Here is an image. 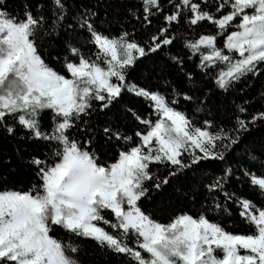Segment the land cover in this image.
I'll use <instances>...</instances> for the list:
<instances>
[{
    "label": "snow or ice",
    "instance_id": "snow-or-ice-1",
    "mask_svg": "<svg viewBox=\"0 0 264 264\" xmlns=\"http://www.w3.org/2000/svg\"><path fill=\"white\" fill-rule=\"evenodd\" d=\"M165 2L171 11L165 12ZM138 3V9H125L131 18L145 26L160 16L165 22L150 43L142 45L127 30L112 35L97 25L95 11L85 9L77 22L95 51L86 56L70 37L58 71L38 48L36 36L46 21L35 10L51 8L55 28L66 18L65 0H47L46 5L29 0L21 16L8 11L7 0H0V129L14 134L11 119L30 138L55 145L50 159L34 156L30 161L37 183L27 191H0V264H83V240L125 257L128 264H264V203L228 191L231 167L204 185L212 203L196 216L181 213L162 223L141 207L153 192L163 195L166 186L188 170L226 162L242 133L264 126V111L248 120L238 116L232 129L208 120L197 126L174 106L176 98L127 82L138 62L174 43L169 27L182 17L193 34L184 41L188 58L199 60L197 67L219 90L228 92L259 77L264 74V0ZM205 25L215 31H202ZM170 59L183 66L180 57ZM187 78L193 79L190 73ZM125 92L147 102L156 119H142L128 108L144 128L134 133L137 142L115 162L104 164L100 154L107 140L127 143L133 137L116 126L94 127L90 118L97 112L107 114ZM183 99L193 101L187 94ZM238 111L247 109L238 106ZM49 112L52 126L44 130L41 118ZM153 166L167 169L166 174L154 172ZM243 175L264 197V173L245 170ZM229 203L237 205L247 233L230 232L206 214L215 209L231 215Z\"/></svg>",
    "mask_w": 264,
    "mask_h": 264
},
{
    "label": "trees",
    "instance_id": "trees-1",
    "mask_svg": "<svg viewBox=\"0 0 264 264\" xmlns=\"http://www.w3.org/2000/svg\"><path fill=\"white\" fill-rule=\"evenodd\" d=\"M35 2L36 0H32V3ZM40 2L47 4V0H40ZM28 3L29 0H7V9L21 16L25 10L23 6ZM65 3L66 18L57 23L55 28L53 27L55 16L51 8L46 6L35 10L43 15L46 21L44 28L36 36L38 48L43 53L46 63L58 71H62L63 60L68 55L66 41L70 37L72 44L79 47L86 56L92 55L95 51V48L87 43L88 33L81 29L77 22L80 13L85 9L97 13L96 23L101 29L109 30L112 35L127 30L145 46L150 43L151 37L157 35L159 29L165 26L163 16L153 18L150 26H145L131 18L125 9L127 7L138 9V0H124L123 3H118V0H65ZM164 8L165 12L171 11L166 2ZM202 31L214 32L215 29L211 25H205ZM49 32L51 34H48ZM169 35L175 37L174 43L166 46L162 52L150 54L138 62L128 74L129 84L146 87L170 98H176L178 104L174 106L186 112L197 126H202L204 121L208 120L215 127L232 129L238 116L248 120L253 114L264 111V98L261 95L264 93V74L249 79L246 83L241 82L228 92H223L197 67L198 59L188 58L184 41L192 39L193 34L183 17L178 24H172L169 27ZM173 56L180 57L184 61L183 66L173 63L170 59ZM189 73L193 77L192 80L187 78ZM173 89L179 93V96H175ZM185 94L191 95L193 101H185L183 99ZM205 100L206 103L201 105L200 102ZM198 106L202 108L201 111L196 110ZM238 106L245 107L247 111L240 113ZM128 108L139 114L142 119L153 121L156 119L155 113L149 109L147 102L127 92L122 94L119 103L107 110V114L97 112L90 118L94 127L116 126L125 135L133 137V140L127 143L115 138L107 140L104 151L100 154V161L104 164L115 162L121 151L127 150L137 142L134 133L144 128V125L131 117V114L127 112ZM41 124L44 130L51 129L50 112L42 115ZM8 125L13 127L15 132L9 135L0 129V191H27L38 182L35 168L30 163L32 157L50 159L55 145L30 138L27 130L11 119ZM77 135L81 136L79 133ZM214 163L215 167L202 165L198 169L188 170L178 179H173L164 189L163 195L153 192L148 199L143 200L142 209L151 214L153 219L162 223H167L181 213L196 216L202 208L212 203L207 198L204 185L213 177L222 175L226 167L233 169V176L226 185L228 191L251 199L257 204L264 203V197L248 183L247 177L243 175L245 170L258 175L264 173V167H262L264 165V126L242 133L241 143L234 146L227 154L226 162ZM152 170L161 176L167 172V169H157L155 166ZM229 208L231 215H225L215 209L206 214L230 232L247 233L249 228L241 221L237 205L229 203ZM57 236L63 238V233L57 232ZM80 245V258L83 264H128L125 257L101 251L92 241L83 240Z\"/></svg>",
    "mask_w": 264,
    "mask_h": 264
}]
</instances>
